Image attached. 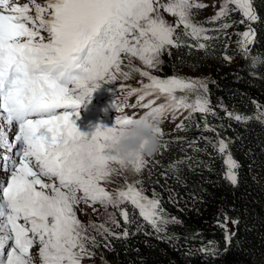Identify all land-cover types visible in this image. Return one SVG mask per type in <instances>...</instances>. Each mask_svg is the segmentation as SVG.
Here are the masks:
<instances>
[{
    "label": "snow or ice",
    "instance_id": "1",
    "mask_svg": "<svg viewBox=\"0 0 264 264\" xmlns=\"http://www.w3.org/2000/svg\"><path fill=\"white\" fill-rule=\"evenodd\" d=\"M30 3L34 16L30 14L29 3L0 0V149L9 153L0 155V167L10 173L6 180L0 181V264H33L30 250L37 243L42 264H81L84 257H94L85 242L96 247V237L86 235L87 226L75 211L81 201L89 207L99 203L105 210L108 206L119 209L130 202L157 234L166 232L169 224L182 225L178 218L166 217L160 200L149 199L135 184L129 183L114 194L102 186V181L111 182L110 177L116 171L112 163L121 168L130 163L137 173L147 165L144 156L123 160L108 144L133 117L116 116L113 126L97 125L91 133L82 132L73 117H79L80 107L90 101L101 82H115L117 74L130 78V72L122 70V54L155 68L162 63L160 57L166 49L183 46L176 34L181 27L184 35L197 41L198 50L207 51L212 45L206 42L220 38L207 33L222 32L231 24L207 29L193 23L192 10L207 7L198 0H168L163 5L159 0H45L43 5L30 0ZM229 4L235 8L230 9ZM160 8L176 17L175 23H168L160 15ZM231 11L241 12L244 19L240 23L249 22L248 30L236 33L242 36L238 47L243 58L251 60L252 68L264 64V58L251 55L250 45L255 40L251 23L259 20L252 0H223L207 22L228 17ZM42 32L48 34L47 41ZM225 59L231 61L232 57L225 54ZM132 70L139 71L149 82L130 89L129 96L137 95L138 99L129 106L146 108L161 116L169 112L175 116L184 109L200 113L211 110L206 98L198 95L193 103H188L186 96L176 95L177 91L206 93L207 84L199 78L174 75L161 79L147 70ZM145 97L154 98L144 103ZM160 99L164 102L157 103ZM228 115L238 122L256 119L264 123V112L258 111L251 117L231 112ZM5 128L13 133L11 142ZM184 128L183 122L177 125V130ZM205 130L214 129L206 125ZM158 131L160 136L164 135L160 127ZM226 149L227 144L220 140L218 150L224 153ZM182 163L175 162L171 167L178 172L177 165ZM228 167L226 178L235 185L237 176L233 169L238 164L230 155ZM92 210L97 211L94 207ZM120 214L126 223L132 222L126 210ZM224 227L227 251L234 234L229 235ZM101 228L103 232L99 231ZM97 231L101 236L107 232L121 238L103 224ZM127 236L125 231L123 238ZM172 239L173 236L168 237L169 242ZM7 241L13 244L5 254ZM200 251L206 256L218 252L207 247Z\"/></svg>",
    "mask_w": 264,
    "mask_h": 264
},
{
    "label": "trees",
    "instance_id": "2",
    "mask_svg": "<svg viewBox=\"0 0 264 264\" xmlns=\"http://www.w3.org/2000/svg\"><path fill=\"white\" fill-rule=\"evenodd\" d=\"M252 5L259 20L251 23L255 30L251 55L264 58V0H252ZM229 8L235 5L229 4ZM192 11V22L198 26L217 29L229 23L231 27L222 32L209 31L207 35L220 38L206 42L212 45L207 51L198 50L197 41L179 30L176 34L183 46L166 49L155 73L164 79L179 74L176 66L211 62L206 93H176L178 97L186 96L188 103H193L198 94L203 95L211 110H179L175 120L177 125L183 122L184 130H177V125L167 127L169 132L160 136L159 151L145 158L147 165L138 179L142 184L136 183L149 199L160 200L166 217H176L182 225L169 224L166 232L157 234L130 202L125 205L131 223L120 214L123 204L114 208L109 229L121 238L96 233L98 251L113 264H264V123L256 119L238 122L228 115L231 112L251 117L264 112V64L250 67L251 60L243 58L241 52L233 67L223 58L228 37L242 40L236 33L248 30L247 20L240 23L244 19L240 11H231L228 17L215 22H207L212 16L202 13V9ZM206 125L214 130L206 131ZM220 140L227 144L224 153L218 150ZM229 155L238 164L233 169L235 185L226 178ZM178 161L184 163L177 165V172L171 166ZM224 225L229 235L234 234L227 251ZM125 231L127 238H123ZM169 236H173L171 242ZM105 244L110 246L105 248ZM203 247L216 248L217 255H204L200 251Z\"/></svg>",
    "mask_w": 264,
    "mask_h": 264
},
{
    "label": "rangeland",
    "instance_id": "3",
    "mask_svg": "<svg viewBox=\"0 0 264 264\" xmlns=\"http://www.w3.org/2000/svg\"><path fill=\"white\" fill-rule=\"evenodd\" d=\"M199 3L206 4L207 7L202 9V13L206 12L207 15L214 16L216 12L219 10V7L223 3V0H198ZM168 0H159V4H167ZM160 15L170 24L175 23L176 17L168 14L163 10V8H160L159 10ZM183 30V27L177 30ZM238 41H241L239 37L231 39L228 37V39L224 42L225 45V52L223 54V58L226 62V64L229 67H233L237 65L236 63L239 62L240 58V50L238 47ZM233 51L234 53L232 55L229 54V51ZM225 54L228 57H232L231 61L225 59ZM162 57V56H161ZM160 57V60H161ZM123 63L121 65L122 70L124 72H130V78L125 79L123 75L117 74V82L120 84V86H124L123 90H121V97L120 99L113 103V104H107L105 107L107 110L102 111L101 108H98V104H95V100H91L88 109L86 110L84 114V119L79 122L81 127H83L87 133H91L94 131L95 126L97 125H103V126H113L115 123L116 116H131L133 118L138 117L145 111H148L146 108L142 107H131L129 105H135L137 103V95L129 96V91L131 88H134V86L141 84H146L148 82V78L144 77L140 74L139 71H133V68L140 69V70H147L150 71L154 75H158L156 70L158 69L159 65L155 68H148L145 64H143L138 58L131 57L128 54H122ZM212 63L206 62L201 65H194L191 66L189 64H184L181 67L176 66L178 69L179 74L177 76L179 77H185V78H199L201 82L205 83L209 79V75L212 73L211 71ZM219 69H222L219 67ZM201 98H203V95L198 94ZM197 95V96H198ZM153 97H145L144 103L147 102L148 99ZM197 99V97H196ZM195 99V100H196ZM157 103H162L161 100H158ZM115 105H119V109H116ZM170 113H167L166 115L161 116L159 127L162 129L163 132H169L167 131V127H173L177 125V120H175V116L173 117L169 116ZM106 124V125H104ZM111 167L115 169L116 171L112 173L110 177V181H102V186L106 188L107 191L110 193H115L119 189H124L127 184L132 183L135 184L138 179V174L133 170L132 164H127L125 168H121V166L117 163H112ZM96 208L97 211L93 212L92 208ZM122 209L127 210V207L125 203L122 205ZM114 208L111 206L107 207V210H105V207L102 206L99 203H96L92 205V207H89L88 205L83 206L77 209V217L82 222L83 225L87 226L86 229V235L87 236H95L98 232L97 229L100 225H105L109 229V223L113 220V213ZM82 211H86L87 214H82ZM140 217H142L140 215ZM95 225V227L93 226ZM99 231H103V229H99ZM12 241H7L5 244L4 252L5 254L10 249L12 245ZM86 247L88 250L95 253L94 257L88 258L84 257L81 262L82 264H113L111 262L106 261L105 256L102 252H99L97 247H94L91 243L85 242ZM33 264H42L41 257L39 253L31 254Z\"/></svg>",
    "mask_w": 264,
    "mask_h": 264
},
{
    "label": "clouds",
    "instance_id": "4",
    "mask_svg": "<svg viewBox=\"0 0 264 264\" xmlns=\"http://www.w3.org/2000/svg\"><path fill=\"white\" fill-rule=\"evenodd\" d=\"M84 108L85 103L80 107L79 115ZM160 119L159 113L145 111L138 117L133 118L129 123L122 125L117 130L115 137L108 140V144L125 161H133L140 156H144L145 158L153 156L159 151L161 143L158 131ZM76 124L78 126V121ZM139 177L140 173L138 174V179ZM80 204H82V207L87 205L83 201ZM137 210L140 216V211L138 208ZM106 261L111 262L107 259Z\"/></svg>",
    "mask_w": 264,
    "mask_h": 264
}]
</instances>
